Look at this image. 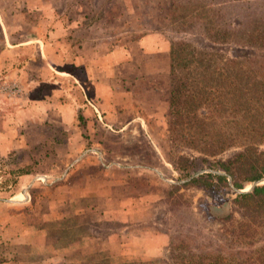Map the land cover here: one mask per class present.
I'll use <instances>...</instances> for the list:
<instances>
[{"label": "rangeland", "instance_id": "rangeland-1", "mask_svg": "<svg viewBox=\"0 0 264 264\" xmlns=\"http://www.w3.org/2000/svg\"><path fill=\"white\" fill-rule=\"evenodd\" d=\"M20 1L0 0V13H27L28 8ZM54 3L59 10L65 9L63 0ZM79 3L80 13L87 11L93 19L100 16L102 36L104 39L107 36L108 47L119 48L115 59L125 60L119 69H123L122 77L125 78L121 91L136 98V108L131 111L144 119L146 127H137L138 122L126 126L122 133L102 130L96 138L102 148L92 146L88 148L91 151L84 153L93 156V161L101 155L110 176L122 178L123 185L111 193L117 194L113 197L116 201H110V211L105 214L96 210L77 218L70 216L49 225L46 223L47 242L55 247H65L69 240L82 237V246L75 251L78 259L55 264H119L118 257L130 259L132 264H173L169 257L170 240H181L190 253L204 255V261H210L207 254H221L231 258L232 264H264V217L252 223L242 210L230 203L233 197L230 191L223 195L225 202L221 205L220 200H212L214 204L211 205L203 190L195 186L179 187L168 195L171 185L182 181L172 165L175 156L198 157L199 154L182 142L174 145L166 123L170 42L183 39L196 47L217 49L228 56L264 55L261 46L264 0H83ZM20 18L26 29L33 16ZM217 35L222 38H215ZM131 78L134 81L129 84ZM141 78L149 82L146 87L140 82ZM240 144L236 142L208 157L207 162L197 164L194 169L208 171V162L230 157L241 149ZM256 147L264 151V142L257 143ZM120 163L124 167L117 166ZM48 168L43 164L37 168L41 172L34 180L37 192L42 195L50 192V189L47 192L46 188H41L48 183L44 177L48 172L42 169ZM19 174L14 157L0 160V199L17 192ZM253 184H264V179L246 184L238 191H246ZM20 198L18 194L12 201ZM35 203H31L32 210L27 211L28 219L24 222L38 223ZM21 210L22 207L7 210V213L18 214H13V223L21 220ZM227 212L231 217L225 220L223 215ZM41 224L44 227V222ZM112 240L121 243L115 247L119 248L118 254L111 247ZM25 252L26 247L7 244L1 247L0 258ZM28 263L32 264L31 259ZM44 263L52 264L47 260Z\"/></svg>", "mask_w": 264, "mask_h": 264}, {"label": "crops", "instance_id": "crops-1", "mask_svg": "<svg viewBox=\"0 0 264 264\" xmlns=\"http://www.w3.org/2000/svg\"><path fill=\"white\" fill-rule=\"evenodd\" d=\"M54 1L21 0L27 13H0V85L20 87L16 94L0 89V160L14 157L20 169L17 192L0 199V249L11 244L27 250L25 254L4 252L0 264L77 260L75 251L81 248L82 237L55 247L47 242L46 223L96 210L109 212L110 201L117 196L111 193L123 185L122 178L110 176L101 155L93 161L84 153L92 146L102 148L96 139L102 130L122 133L138 122L137 127H146L144 119L131 111L136 98L121 91L125 78L119 69L125 60L115 59L117 46L108 47L100 16L93 19L87 11L80 13L83 0H63L64 10ZM26 15L33 18L23 29L20 17ZM143 79L140 82L146 87L149 82ZM42 164L49 168L42 169L48 172L44 176L48 183L41 188L50 189L43 195L34 182ZM18 194L21 198L12 201ZM34 201L39 224L24 222ZM16 207L23 209L19 223L11 221L17 213H7ZM116 244L121 245L112 240L111 247ZM115 251L118 254L119 248Z\"/></svg>", "mask_w": 264, "mask_h": 264}, {"label": "trees", "instance_id": "trees-1", "mask_svg": "<svg viewBox=\"0 0 264 264\" xmlns=\"http://www.w3.org/2000/svg\"><path fill=\"white\" fill-rule=\"evenodd\" d=\"M261 46L264 48V41ZM168 80L169 139L199 154L175 156L172 165L182 181L171 185L168 195L179 187L195 186L211 205L212 200H220L221 205L223 195L230 191V203L258 223L264 217V184L238 190L264 179V151L256 147L264 142V55L228 56L217 49L174 40L168 48ZM236 142H241V149L230 157L208 162L206 172L194 169ZM230 217L229 212L223 215L225 220ZM169 251L173 264H232L231 258L221 254H207L210 261L206 262L204 255L190 253L181 240H170ZM117 259L119 264H132L130 259Z\"/></svg>", "mask_w": 264, "mask_h": 264}, {"label": "built area", "instance_id": "built-area-1", "mask_svg": "<svg viewBox=\"0 0 264 264\" xmlns=\"http://www.w3.org/2000/svg\"><path fill=\"white\" fill-rule=\"evenodd\" d=\"M0 89L4 92H7V93H19L20 92V87L19 85H17L16 83H3L0 85Z\"/></svg>", "mask_w": 264, "mask_h": 264}]
</instances>
